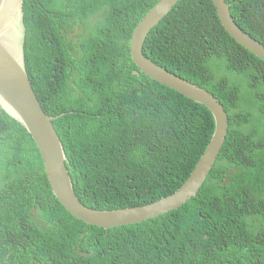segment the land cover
<instances>
[{"label":"trees","instance_id":"16d2710c","mask_svg":"<svg viewBox=\"0 0 264 264\" xmlns=\"http://www.w3.org/2000/svg\"><path fill=\"white\" fill-rule=\"evenodd\" d=\"M158 1L23 0L26 71L44 112L57 118L75 195L91 209L172 195L213 135L205 106L131 59L132 32ZM225 1L264 45V0ZM143 54L209 91L228 114L226 141L197 195L141 223L88 226L56 200L34 141L0 111V264H264V62L226 33L210 0H179ZM36 190L50 219L24 232Z\"/></svg>","mask_w":264,"mask_h":264},{"label":"water","instance_id":"95a60500","mask_svg":"<svg viewBox=\"0 0 264 264\" xmlns=\"http://www.w3.org/2000/svg\"><path fill=\"white\" fill-rule=\"evenodd\" d=\"M178 0H160L134 29L130 40L133 63L149 79L175 91L188 100L205 106L214 119V133L190 177L171 196L152 204L95 212L76 197L66 167L67 154L54 128L55 117L47 115L29 80L23 44L26 37L23 0H0V111L18 122L34 141L50 187L57 201L75 218L108 230L147 221L177 210L195 197L207 179L228 133V115L222 104L206 89L156 65L143 55V44L150 30L173 8ZM218 18L229 36L241 47L264 61V47L245 34L235 23L225 0H212Z\"/></svg>","mask_w":264,"mask_h":264},{"label":"clouds","instance_id":"9594fccd","mask_svg":"<svg viewBox=\"0 0 264 264\" xmlns=\"http://www.w3.org/2000/svg\"><path fill=\"white\" fill-rule=\"evenodd\" d=\"M160 1V0H159ZM179 2V0L177 1V3ZM210 2L212 3V5H214L213 4V2H212V0H210ZM226 2V1H225ZM158 3V2H157ZM156 3V4H157ZM176 3V4H177ZM155 4V5H156ZM175 4V5H176ZM226 4L228 5V7H229V10H230V14H231V9H230V5L226 2ZM154 5V6H155ZM174 5V6H175ZM153 6V7H154ZM173 6V7H174ZM152 7V8H153ZM215 7V6H214ZM151 10V9H150ZM150 10L149 11H147L144 15H143V17L141 18V20L144 18V17H147V15H148V13L150 12ZM172 10V9H171ZM215 10H216V8H215ZM216 15H217V12H216ZM167 16V15H166ZM165 16V17H166ZM231 16H232V14H231ZM217 17H218V15H217ZM232 18H233V16H232ZM219 19V18H218ZM234 19V18H233ZM140 20V21H141ZM139 21V22H140ZM220 21V20H219ZM235 21V20H234ZM138 22V23H139ZM236 23V22H235ZM220 24H221V22H220ZM237 24V23H236ZM138 25V24H137ZM136 25V26H137ZM222 25V24H221ZM136 26H135V28H136ZM156 26V25H155ZM154 26V27H155ZM238 26V25H237ZM153 27V28H154ZM239 27V26H238ZM134 28V29H135ZM152 28V29H153ZM240 28V27H239ZM151 29V30H152ZM241 29V28H240ZM151 30H150V32H151ZM242 30V29H241ZM134 31V30H133ZM243 31V30H242ZM78 32V31H77ZM149 32V33H150ZM244 32V31H243ZM133 33V32H132ZM227 33V32H226ZM245 33V32H244ZM74 34H76V32H74L73 34H69V37H72V36H74ZM228 34V33H227ZM245 34H247V33H245ZM61 35L63 36V37H66L67 38V36L63 33V32H61ZM149 35V34H148ZM147 35V36H148ZM248 35V34H247ZM132 36V35H131ZM249 36V35H248ZM251 37V36H250ZM147 38V37H146ZM252 38V37H251ZM254 39V38H253ZM130 40H131V38H130ZM146 41V40H145ZM257 41V40H256ZM258 42V41H257ZM145 43V42H144ZM260 43V42H259ZM261 44V43H260ZM144 45V44H143ZM262 45V44H261ZM263 47H264V45H262ZM129 48H130V44H129ZM245 49V48H244ZM246 50V49H245ZM142 51H143V49H142ZM249 52V51H248ZM251 53V52H250ZM131 55V54H130ZM144 55V54H143ZM254 55V54H253ZM145 56V55H144ZM255 56V55H254ZM146 57V56H145ZM147 58V57H146ZM258 58V57H257ZM148 59V58H147ZM258 59H260V58H258ZM261 60V59H260ZM151 61V60H150ZM261 61H263V60H261ZM152 62V61H151ZM264 62V61H263ZM154 63V62H153ZM157 65V64H156ZM25 68H26V65H25ZM167 70V69H166ZM168 71V70H167ZM171 73V72H170ZM173 74V73H172ZM176 75V74H175ZM29 77V76H28ZM180 77V76H179ZM148 78V77H147ZM183 79V78H182ZM30 80V79H29ZM185 80V79H184ZM188 81V80H187ZM31 82V81H30ZM194 84V83H193ZM169 89V88H168ZM171 90V89H170ZM175 92V91H174ZM182 96V95H181ZM185 98V97H184ZM91 100L90 99H85V104L86 103H89ZM40 102V101H39ZM41 104V103H40ZM225 110V109H224ZM227 113V112H226ZM48 115V114H47ZM63 115V114H62ZM61 115V116H62ZM212 115V114H211ZM228 115V114H227ZM49 116H51V115H49ZM53 117H55V116H53ZM213 117V116H212ZM55 119H57L56 117H55ZM54 119V120H55ZM54 122V121H53ZM229 123V122H228ZM53 125H54V123H53ZM214 127H215V125H214ZM55 128V127H54ZM228 128H229V126H228ZM56 130V129H55ZM57 131V130H56ZM58 133V132H57ZM213 133H214V131H213ZM59 135V134H58ZM227 135H228V133H227ZM59 138H60V136H59ZM226 138H227V136H226ZM60 140H61V138H60ZM211 140V139H210ZM226 141V140H225ZM61 142H62V140H61ZM225 143V142H224ZM63 144V143H62ZM208 146V145H207ZM224 146V145H223ZM63 147H64V145H63ZM207 148V147H206ZM223 148V147H222ZM206 150V149H205ZM222 150V149H221ZM64 151H66V149H65V147H64ZM39 152V151H38ZM221 152V151H220ZM204 153V152H203ZM66 154H67V152H66ZM220 154V153H219ZM203 155V154H202ZM201 155V156H202ZM219 156V155H218ZM41 157V156H40ZM201 158V157H200ZM200 158H199V160H200ZM218 158V157H217ZM43 163V162H42ZM67 164L69 165V159H68V156H67V162H66V167H67ZM197 164V163H196ZM43 166H44V164H43ZM214 166V165H213ZM213 168V167H212ZM68 169V168H67ZM44 171H45V169H44ZM69 171V170H68ZM193 171V170H192ZM211 172V171H210ZM45 175H46V173H45ZM209 176V175H208ZM47 177V176H46ZM48 180V179H47ZM71 180H72V178H71ZM49 182V181H48ZM72 183H73V181H72ZM204 184V183H203ZM49 185H50V183H49ZM202 187V186H201ZM52 190V189H51ZM73 190H74V188H73ZM115 189H113V188H101V189H98L96 192H98L99 194H101V195H108V194H110L111 192H113ZM52 193H53V191H52ZM75 193V192H74ZM175 193V192H174ZM54 195V194H53ZM32 196L34 197V203H33V205H32V207L24 214V218H23V222H22V227H23V229H24V232L26 231V229H27V225H28V223L29 222H32L33 224H35V225H42L43 223H45L47 220H49L50 219V214H51V212L50 211H48L47 209H45V207L46 206H48V204L45 202V199H44V193H43V191H41V190H36L35 192H34V194H32ZM171 196V195H170ZM55 197V196H54ZM77 197V196H76ZM169 197V196H168ZM78 198V197H77ZM167 198V197H166ZM165 199V198H164ZM57 200V199H56ZM79 200V199H78ZM80 202V201H79ZM81 203V202H80ZM82 204V203H81ZM83 205V204H82ZM84 206V205H83ZM63 207V206H62ZM64 208V207H63ZM65 209V208H64ZM89 209H91V208H89ZM92 211H95V212H111V211H116V210H95V209H91ZM119 210H123V209H119ZM65 211H67L70 215H71V213H70V211H68L67 209H65ZM171 212V211H170ZM169 213V212H168ZM164 215V214H163ZM72 216V215H71ZM72 217H74V216H72ZM75 218V217H74ZM75 219H77V218H75ZM77 220H79V219H77ZM79 221H81V220H79ZM83 222V221H82ZM83 223H85V222H83ZM86 225H88V226H94V225H89V224H87V223H85ZM97 227H99V226H97ZM101 228V227H100Z\"/></svg>","mask_w":264,"mask_h":264},{"label":"bare ground","instance_id":"6f19581e","mask_svg":"<svg viewBox=\"0 0 264 264\" xmlns=\"http://www.w3.org/2000/svg\"><path fill=\"white\" fill-rule=\"evenodd\" d=\"M189 177H190V176H189ZM189 177H188V178H189Z\"/></svg>","mask_w":264,"mask_h":264}]
</instances>
